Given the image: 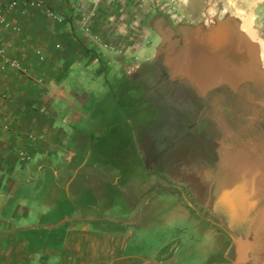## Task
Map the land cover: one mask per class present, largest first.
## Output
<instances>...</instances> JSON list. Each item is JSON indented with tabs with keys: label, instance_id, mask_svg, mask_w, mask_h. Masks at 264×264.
Segmentation results:
<instances>
[{
	"label": "crops",
	"instance_id": "obj_1",
	"mask_svg": "<svg viewBox=\"0 0 264 264\" xmlns=\"http://www.w3.org/2000/svg\"><path fill=\"white\" fill-rule=\"evenodd\" d=\"M43 1L55 17L27 7L0 33L21 66L0 70V264H162L165 199L192 237L225 240L212 259L264 264L258 49L249 65L202 38L207 5Z\"/></svg>",
	"mask_w": 264,
	"mask_h": 264
},
{
	"label": "rangeland",
	"instance_id": "obj_2",
	"mask_svg": "<svg viewBox=\"0 0 264 264\" xmlns=\"http://www.w3.org/2000/svg\"><path fill=\"white\" fill-rule=\"evenodd\" d=\"M175 2L178 6H181L182 10H185L187 7L196 8L198 6L207 5L209 7L207 18L211 21H203L204 24L202 27L204 30H210L214 22L226 24L230 18H242L252 21L253 27L257 35L260 36L264 48V0H175ZM240 9L244 10L245 13H239L238 11ZM152 45L151 48L140 52L138 57L143 59L152 52L156 45L155 38L152 40ZM263 59L264 57L261 59V64H263ZM120 98V105L123 107L122 101L125 97L121 95ZM161 202L162 207H166L164 210H168V207L172 210V213L170 211L168 213L170 216L166 217L168 221L165 222V228L159 238L161 241H165L166 244L164 253H166L167 257L163 260L162 264H231V256L226 253L218 257L217 260H215L216 258L212 259L211 248L213 247L212 249L220 251V249H223L221 243H224L225 240L210 239L203 230L197 231L196 237H192V231L187 230L188 228L185 223L172 220L174 219V205L177 207V203H180V201L178 199H171L170 201L165 199L160 200V204ZM193 238L195 240H193ZM193 241L201 242L203 246L199 245L201 246L199 247L198 245H193ZM228 249H226L225 252H228ZM190 253H193L195 257L189 258L188 255ZM202 253L205 255L204 259L206 260L203 263L200 262V259L202 260L203 257ZM170 255L172 256L168 258ZM174 258H179V262H174Z\"/></svg>",
	"mask_w": 264,
	"mask_h": 264
},
{
	"label": "bare ground",
	"instance_id": "obj_3",
	"mask_svg": "<svg viewBox=\"0 0 264 264\" xmlns=\"http://www.w3.org/2000/svg\"><path fill=\"white\" fill-rule=\"evenodd\" d=\"M243 10L240 9L239 13H242ZM240 23L237 19L235 18H230L229 21L226 24H220L219 22H216L215 25L210 29L209 32L203 33L204 35L201 34L202 38H204L206 41H208V36L212 37L213 39H219L222 40L228 44L229 46H234L236 51L240 50L241 52L243 51H248V48L252 45L258 49V53L256 55V64L257 66L262 70L263 74L264 71L261 68V57L263 58L262 55V48L259 42L256 39H251L246 37L241 31H240ZM244 29H247V32L251 33L254 31L253 23L252 21H247L246 26ZM206 34L208 36H206ZM204 40V41H205ZM250 50V49H249ZM246 61L250 65L251 57L249 56V51L246 53ZM263 67H264V59H263Z\"/></svg>",
	"mask_w": 264,
	"mask_h": 264
},
{
	"label": "built area",
	"instance_id": "obj_4",
	"mask_svg": "<svg viewBox=\"0 0 264 264\" xmlns=\"http://www.w3.org/2000/svg\"><path fill=\"white\" fill-rule=\"evenodd\" d=\"M27 7L38 8L46 12L51 17H55V13L48 7L45 1H31V0H11L4 2L0 0V33L5 30H10L12 22L10 16L18 11H26ZM23 11V12H24ZM87 31V30H86ZM96 39V38H95ZM0 70L2 72H18L21 71V66L18 60L11 58L4 47H0ZM0 130L7 132L10 130L9 126L1 125Z\"/></svg>",
	"mask_w": 264,
	"mask_h": 264
},
{
	"label": "flooded vegetation",
	"instance_id": "obj_5",
	"mask_svg": "<svg viewBox=\"0 0 264 264\" xmlns=\"http://www.w3.org/2000/svg\"><path fill=\"white\" fill-rule=\"evenodd\" d=\"M162 79H163L164 81H168L170 78H169L168 74L166 73V74H164V75L162 76ZM182 82H184V80H182Z\"/></svg>",
	"mask_w": 264,
	"mask_h": 264
},
{
	"label": "water",
	"instance_id": "obj_6",
	"mask_svg": "<svg viewBox=\"0 0 264 264\" xmlns=\"http://www.w3.org/2000/svg\"><path fill=\"white\" fill-rule=\"evenodd\" d=\"M222 41V40H221ZM223 42V41H222ZM219 44H221L219 41H218ZM223 46V43L221 44Z\"/></svg>",
	"mask_w": 264,
	"mask_h": 264
}]
</instances>
